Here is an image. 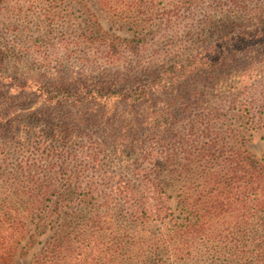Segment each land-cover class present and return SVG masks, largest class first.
I'll return each instance as SVG.
<instances>
[{
    "label": "rangeland",
    "instance_id": "374dc122",
    "mask_svg": "<svg viewBox=\"0 0 264 264\" xmlns=\"http://www.w3.org/2000/svg\"><path fill=\"white\" fill-rule=\"evenodd\" d=\"M113 43L118 45L114 54L108 48ZM107 60L112 64H105ZM195 62L200 63L199 71L182 72ZM205 62L226 63L212 73L201 66ZM175 74L181 79L173 87ZM104 76H120L129 85L161 80V85L169 86L157 95L160 107L178 93L189 102L199 99L197 107H229L230 98L236 101L232 107H240L238 102L246 100L253 107L255 128L240 130L242 140L236 145L256 161L264 160V0H0L1 78L36 79L54 91L59 90L57 81L76 86L87 81L93 87ZM45 109L40 94H19L8 85L0 88V117H8L0 120V174L19 173L23 160L31 175L52 182L44 172L50 160L18 139L27 130L45 133L62 123L65 114L78 115V109L68 105ZM124 111L119 107L116 113L122 116ZM14 116L20 118L13 124L17 128L9 121ZM233 121L232 128L239 130L241 122ZM92 123L84 125L73 144H99L104 170L98 173L108 176V186L129 181L141 189L133 172L138 152L125 148L129 129L119 123ZM143 135L132 139L143 140ZM92 178L100 182L103 177ZM108 186L100 182L98 187ZM199 188L194 180L179 182L170 202L173 222H156L149 231L145 224L136 229L145 246L135 251V261L130 259L134 253L127 236L132 226L124 208L116 202L114 211L96 206L123 247L109 264H156L148 259L147 247L172 230L179 231L178 250L167 264H264V207L250 203L244 208L239 199L230 201L224 192L221 215L201 218L195 209L202 211L208 205L203 197L200 201ZM112 191L108 187L107 192ZM184 199L189 206H184ZM84 208L72 203L66 219L71 221L72 214L79 213L82 220L89 214ZM186 228L189 234L184 233ZM41 249L32 247L27 238L12 261L31 264ZM1 257H5L2 251Z\"/></svg>",
    "mask_w": 264,
    "mask_h": 264
},
{
    "label": "trees",
    "instance_id": "16d2710c",
    "mask_svg": "<svg viewBox=\"0 0 264 264\" xmlns=\"http://www.w3.org/2000/svg\"><path fill=\"white\" fill-rule=\"evenodd\" d=\"M111 46H108L110 53H116L118 45ZM225 63L205 62L201 66L213 73L224 69ZM105 64L112 62L107 60ZM199 64L192 63L182 72L199 71ZM180 79L175 74L170 86L175 87ZM125 81L120 76H104L93 87L87 81L78 86L57 81L55 88L59 90L49 91L36 79L0 77V88L8 85L19 94H40L45 111H51L54 105L78 109V115L72 118L65 114L62 123L52 125L47 132L27 130L18 139L50 160L44 172L51 183H44L37 174L26 171L28 165H24L23 160L18 165L19 173L0 174V252L5 256L0 258V264H14L12 256L27 238L32 247L42 248L31 264L112 263L123 247L118 238L112 237L107 218L96 206L114 211L113 202L124 208L132 226H129L132 234L127 238L134 253L130 259L135 261L138 259L135 251L140 252L145 246L136 229L145 224L149 231L156 222L168 219V224L173 222L172 193L183 180H194L201 187L198 189L200 201L203 197L208 206L200 211L192 205L201 218L210 217L211 213L221 215L220 198L224 192L230 201L239 199L244 208L250 203H255L257 208L264 207V160L256 161L238 147L242 140L239 131L255 128L250 103L242 100L238 102L240 107H232L236 101L230 98L229 107H197L199 99L189 102L184 94L178 93L160 107L157 95L165 93L168 84L163 86L161 80H153L144 85H129L124 84ZM119 107H125L122 116L116 113ZM233 119L241 122L239 130L232 128ZM0 120L8 121V117H0ZM9 121L13 125L20 122V118L14 116ZM102 121L125 124L129 129L125 148L138 152L133 172L139 178L141 189L129 181H117L108 186L111 183L108 176L98 173L102 167L99 144H73L82 135L84 125L90 122L97 125ZM138 132L144 133L143 140L132 139ZM6 162L7 158L3 160L4 164ZM90 173L103 177L100 182L113 191L108 193V187H98L100 182ZM88 177L91 179L85 183ZM74 202L85 207L83 211L88 210L89 214L82 220L79 213H73L71 221L66 219L67 210ZM183 203L187 205L185 199ZM202 204L206 207L204 202ZM178 232L172 230L148 246V259L156 264H167L177 253ZM184 233L189 234L188 228ZM40 237L47 239L39 241Z\"/></svg>",
    "mask_w": 264,
    "mask_h": 264
}]
</instances>
